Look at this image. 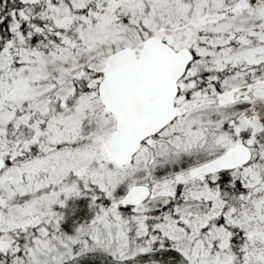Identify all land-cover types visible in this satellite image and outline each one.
<instances>
[{"label": "snow or ice", "instance_id": "obj_1", "mask_svg": "<svg viewBox=\"0 0 264 264\" xmlns=\"http://www.w3.org/2000/svg\"><path fill=\"white\" fill-rule=\"evenodd\" d=\"M0 264H264V0H0Z\"/></svg>", "mask_w": 264, "mask_h": 264}]
</instances>
